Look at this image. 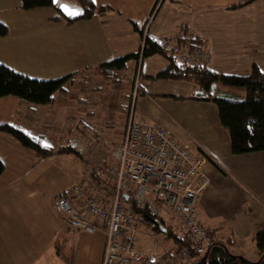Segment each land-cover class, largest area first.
<instances>
[{
  "label": "crops",
  "instance_id": "crops-1",
  "mask_svg": "<svg viewBox=\"0 0 264 264\" xmlns=\"http://www.w3.org/2000/svg\"><path fill=\"white\" fill-rule=\"evenodd\" d=\"M247 1L94 0L110 9L68 23L63 14L68 15L57 3L24 9L22 0H0V22L9 29L0 35V63L37 79L77 72L47 105L15 95L0 96V124L18 127L44 147L47 142L51 147L46 148L52 151L48 157H39L0 130V158L5 165L0 174V264H102L104 234L63 229L53 206L54 196L76 181L99 198L107 199L112 191L93 166L123 135L131 97L125 100L114 82L112 90L119 97L107 101V79L95 66L137 52L142 40L134 23L144 28L150 20L151 37L198 36L212 50L210 68L249 74L253 64L261 68L258 56L264 54V0L233 7ZM61 2L83 8L79 0ZM165 59L149 62L147 71L143 70L147 79L135 101L136 115L168 128L192 152L208 156L209 181L196 202L201 222L207 228L224 223L238 238L232 250L255 260L259 257L255 235L264 227V151L234 154L215 102L177 98L191 96L196 86L154 78L170 64ZM138 66L130 61L124 74L133 75ZM217 89L216 94L245 95L243 88L219 85ZM142 235L135 238V247L159 260L157 253L145 248Z\"/></svg>",
  "mask_w": 264,
  "mask_h": 264
},
{
  "label": "built area",
  "instance_id": "built-area-1",
  "mask_svg": "<svg viewBox=\"0 0 264 264\" xmlns=\"http://www.w3.org/2000/svg\"><path fill=\"white\" fill-rule=\"evenodd\" d=\"M149 23L150 20L143 29L145 34L149 32ZM162 41L178 63L209 66L212 62V50L206 43L186 47L177 38ZM140 75L138 66L121 139L93 166L96 175L111 186L107 199L99 198L82 181H76L53 199L63 229L80 228L104 234L102 264L158 262L157 255L135 247L138 232L143 230L150 235L158 226L156 221H143L144 209L162 218L168 210L173 219L170 225L187 233L199 253L213 240L196 206L209 181L205 170L208 156L192 152L168 128L137 117L135 101ZM188 253L187 248L181 250L182 257L188 258Z\"/></svg>",
  "mask_w": 264,
  "mask_h": 264
},
{
  "label": "trees",
  "instance_id": "trees-1",
  "mask_svg": "<svg viewBox=\"0 0 264 264\" xmlns=\"http://www.w3.org/2000/svg\"><path fill=\"white\" fill-rule=\"evenodd\" d=\"M84 11L75 17H68V23L80 19H88L96 14L103 15L110 9L107 6H98L94 0H79ZM253 0L240 2L233 7H240ZM24 9H33L38 7L55 6L52 0H22ZM145 27V26H144ZM134 28L141 35V47L135 53L119 56L111 61L101 63L95 66L98 74L108 81L121 84L118 92H122L123 98L132 97V93L127 94L123 88L126 79L134 84L136 76L135 71L132 77H127L124 73L129 69V62L136 61L137 66L140 60L162 54L171 62L160 71L154 78L189 81L195 84V93L191 96H175L177 98H188L195 100L213 101L217 104L219 118L223 127L230 135L231 150L234 154H245L250 152L264 151V70L257 64H253L249 74H227L213 70L210 66H193L176 62L165 50L162 40L151 37L144 33V28H139L134 23ZM149 30V29H148ZM9 32L7 25L0 22V35H6ZM178 42L182 46L195 47L205 42L198 36L178 35ZM144 44V45H143ZM143 45V46H142ZM141 60V61H142ZM137 70V69H136ZM77 72L58 79H37L27 74L17 72L9 66L0 63V96L15 95L23 100L36 105H47L52 102L58 91L66 89L68 83L72 81ZM219 85L231 88H243L244 96L235 94H216L214 88ZM130 87V86H129ZM134 89V88H133ZM130 93V92H129ZM120 94V93H119ZM131 100L126 107L130 106ZM0 130L10 133L23 146L33 149L39 157H48L52 151L38 143L31 135L19 129L12 124H0ZM70 152L76 150L69 148ZM5 168L3 160L0 158V174ZM143 221H156L158 226L155 233L163 232L166 239L172 241L175 247L165 252L162 263L165 264H264V227L255 235L258 258L249 259L243 254L235 253L232 245L238 241L237 235L222 223L213 228H207L213 237L210 246L203 252L196 251L193 240L190 236L166 224L162 217L152 215L147 209L143 211ZM224 229L229 231L224 232ZM187 248L188 258L181 256V250ZM160 259L158 261H160ZM167 259L166 262L164 260Z\"/></svg>",
  "mask_w": 264,
  "mask_h": 264
},
{
  "label": "rangeland",
  "instance_id": "rangeland-1",
  "mask_svg": "<svg viewBox=\"0 0 264 264\" xmlns=\"http://www.w3.org/2000/svg\"><path fill=\"white\" fill-rule=\"evenodd\" d=\"M264 43V42H263ZM155 55H158V56H155V57H147V58H144L140 63H139V66H140V70H141V75H140V78H139V85L142 87L143 86V83H144V81L147 79L146 77H144L143 75H142V73H143V70L144 71H147V67H148V65H150L151 63H153L154 64V61L155 60H166L165 59V56L164 55H162V54H155ZM154 56V55H153ZM259 58V61H260V65H261V68H262V70H264V54H263V56L260 54L259 56H258ZM150 58V59H149ZM149 62H151V63H149ZM135 71V70H134ZM134 71H133V75H134ZM131 77H132V75H130ZM129 76V77H130ZM157 80H163L164 82H183V83H185V84H190V85H192L193 87H194V85L195 84H193L192 82H189V81H183V80H171V79H157ZM130 83V79H126V81H124V85H123V88H124V90H129L130 91V95H131V93H132V91H133V88H134V86H135V82H134V84H133V86H132V84L130 85V84H128V83ZM106 83L108 84H106V85H104V87H106L107 88V90H106V93L108 92V94H106V98H107V101H109V100H111V99H113V102H115L116 101V99H118V97H116L115 96V92H114V90H112V87L114 88L115 87V85H114V82L113 81H106ZM117 84V83H116ZM190 85H186V86H190ZM130 86V87H129ZM117 87V90H118V88H120L121 87V84H119L118 86H116ZM187 90V89H186ZM186 90H183V91H186ZM217 90L218 89H215L214 88V93H217ZM243 91H244V89H243ZM105 102L106 100H105V98L104 99H102V102ZM112 101V100H111ZM125 120V119H124ZM98 122L99 121H97V124H98ZM101 122V121H100ZM125 122L126 121H124V127H123V129L125 128ZM102 123V122H101ZM124 133V132H123ZM122 137V136H121ZM121 139V138H120ZM77 161H79L80 162V160L79 159H76ZM76 161V162H77ZM163 216H164V218H166V219H168V221L170 222V223H172L173 222V219H172V215H170V212H168L167 213V211H165L164 213H163ZM167 221V220H166ZM142 232V233H141ZM140 234H143L141 237L142 238H144L145 239V242H147L146 243V245H145V248L146 249H149V251H153V252H155V253H157L160 257L162 256L163 257V254L165 253V252H167L168 253V251H170V249L173 247V245L174 244H172L173 242L172 241H170V240H168V239H166V236H165V234L163 233V232H160V233H155V232H153L152 234H150V235H147V234H145L143 231H140V232H138V234L136 235V237L138 238V236L140 235ZM146 236V237H145ZM167 261V259H165L164 260V262H166ZM163 262V261H162ZM160 263V264H165V263Z\"/></svg>",
  "mask_w": 264,
  "mask_h": 264
},
{
  "label": "snow or ice",
  "instance_id": "snow-or-ice-1",
  "mask_svg": "<svg viewBox=\"0 0 264 264\" xmlns=\"http://www.w3.org/2000/svg\"><path fill=\"white\" fill-rule=\"evenodd\" d=\"M52 2L57 3L59 8H61L63 10V12L66 13L70 17L77 16L84 11L83 8H81L78 5L73 4V3L61 2V0H52ZM45 146L51 147V145L47 144V142H45Z\"/></svg>",
  "mask_w": 264,
  "mask_h": 264
}]
</instances>
